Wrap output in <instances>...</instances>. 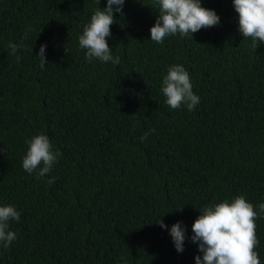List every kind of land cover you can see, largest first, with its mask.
I'll return each instance as SVG.
<instances>
[{
    "label": "trees",
    "instance_id": "1",
    "mask_svg": "<svg viewBox=\"0 0 264 264\" xmlns=\"http://www.w3.org/2000/svg\"><path fill=\"white\" fill-rule=\"evenodd\" d=\"M106 6L0 0V206L20 213L0 264H195L199 210L241 194L258 213L264 264V42L255 48L239 32L232 0H201L219 24L157 44L154 0H125L106 37L119 64L89 62L78 37ZM10 42L23 47L10 54ZM172 64L184 66L200 98L191 112L165 103ZM41 132L59 155L38 178L22 158ZM177 221L182 252L169 234Z\"/></svg>",
    "mask_w": 264,
    "mask_h": 264
},
{
    "label": "clouds",
    "instance_id": "2",
    "mask_svg": "<svg viewBox=\"0 0 264 264\" xmlns=\"http://www.w3.org/2000/svg\"><path fill=\"white\" fill-rule=\"evenodd\" d=\"M232 2L238 14L239 32L244 38H251L253 46L257 48V41L264 42V0ZM124 3L125 0H107V6L96 8L90 21L84 25L78 42L79 47L85 50L87 61L98 59L119 64L120 58L113 57L106 37L111 36V25L116 22L114 12L123 14ZM154 4L158 14L150 28V40L157 44L163 43L171 35L192 36L201 28H210L220 22L215 10L201 6V0H154ZM23 38H27V31ZM8 47L10 54L14 55L23 44L10 42ZM45 50L46 45L42 44L37 54L41 59V68L47 63ZM161 92L171 109H179L184 105L191 112L200 102L199 96L193 92L190 75L181 64L168 67L161 82ZM152 132L155 129H150L139 139L146 140ZM26 143L28 148L22 158L23 169L29 174L36 172L38 178L45 176L57 162L59 154L53 151L48 136L43 132L34 135ZM54 182L55 178L48 180L49 184ZM258 208L259 213L264 214V203H260ZM199 211L200 215L192 224L193 235L190 238L198 244V251L202 253V256H195V264H260L259 254L255 250L259 243L255 223L258 213L243 194L233 197L231 201L224 199L209 204ZM161 217L155 222L165 228L167 225ZM10 220L19 221L20 213L13 205L0 206V243L5 248L17 238L16 233L9 230ZM169 234L175 249L182 252L186 239L185 227L177 221L171 226Z\"/></svg>",
    "mask_w": 264,
    "mask_h": 264
}]
</instances>
